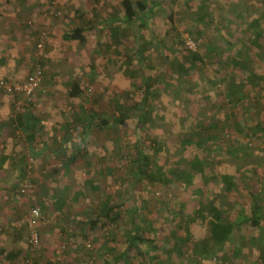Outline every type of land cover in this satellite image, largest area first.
I'll return each instance as SVG.
<instances>
[{"label": "rangeland", "instance_id": "obj_1", "mask_svg": "<svg viewBox=\"0 0 264 264\" xmlns=\"http://www.w3.org/2000/svg\"><path fill=\"white\" fill-rule=\"evenodd\" d=\"M9 1L11 3L19 2L21 5L20 8L12 9L19 18V23L14 21L15 31L13 33L3 32L4 28L0 25L2 27V34H0V82L23 83L39 65L43 70V78L31 100H26L22 95L0 92V249L4 247L22 250V253L12 261H8L5 256L0 255V264H44V261L48 259L56 260L59 264L64 262L67 264H108V253L112 256V263L121 264V261H116L115 258H118L126 248L123 231L129 227L127 219L129 210L133 207L131 197L134 195L138 199H142L144 195L149 194L153 200H150L149 206H152L154 202L159 203L156 207L157 211L153 209L152 214L143 216L142 221L145 218L149 222H143L142 225L146 228L151 226L153 230L157 231V235H155L150 232V229H147V233H145L147 238H155L156 243L158 242L162 246L171 245V242H166L167 236L177 228L170 222L168 208L159 201L160 198L163 199V194L168 189H161L158 186L148 188L144 181L131 184L126 179L129 175L128 170L121 173L108 172L107 168H114V165L110 162L103 164V161H100L101 146L106 140V132L104 135L101 134L100 140L93 142L89 155L85 159H80L76 164L64 165L62 160L65 159V156L61 153L47 160L29 159L27 177H21L17 171L18 162L21 156L29 150L23 139L25 132L6 125L12 114L14 115V112L21 110L24 106L31 107L34 113L44 118L45 122L58 124L57 134L58 131H64L63 126L66 122L72 123L82 115L81 102L84 100H86L88 108H94L97 103L96 108L99 106L110 113L115 112L116 94H122L126 90L131 91L139 83V77L133 80L126 75L125 65L121 69V62L126 61L124 52L127 49L134 52L137 34L133 26L126 30V37L119 43L113 42L108 30L103 27L105 18L116 13L120 14V0H101L99 4L94 0H6V2ZM164 1L163 8L156 7L154 16L149 18L148 27L141 30L146 41L156 42L154 37L156 36L167 46L174 43L178 35L172 28L169 19V14L173 13L174 25L181 34L180 37L184 43V46L181 47L182 51L185 50L184 48H188L203 52L207 48L206 41L210 39L220 52L224 49L227 50V45L231 41L237 47L243 46V51L247 52L251 58L250 66L252 65L256 70L263 72L264 77V49H260L261 53H257V47L250 44V41L254 40L255 29L250 28L248 21L235 14L253 11L256 16L257 13L263 15L264 5L260 0H206L209 13L216 20L211 26L195 22L193 12L203 0L191 2L192 10L190 11L184 6V0ZM236 4L239 8L233 10L232 8ZM76 11L80 13L85 23L91 20L95 13L98 14L97 21L94 23L95 29L89 30L90 32L86 34L88 42L85 46L77 42L64 41L62 38L63 33L71 31L78 24L79 19ZM23 22L28 27H25ZM196 27L200 29V37L197 40L190 34L191 30ZM189 29L190 31H188ZM109 42L113 50L108 49ZM260 42H264V40ZM237 47L227 50L228 55L234 54ZM179 50L180 46L177 45V51ZM175 59V56L165 47V50L153 51L147 67L146 73L155 79L160 78L162 82L159 86L161 96L156 101L157 110L154 111L155 122L152 124L154 126L145 128L144 144L147 147V153L153 152L151 149L152 139H158V141L161 139L162 143L167 142V146L164 143V151L157 155L159 162L164 163L170 159V161L180 162L181 156L176 153L180 149L179 134L190 128L192 119L205 124L210 122L211 126L207 125L211 128L208 132L216 134V131L213 130L214 126L211 124L212 120H216L223 135L216 144L224 152L222 159L215 157L216 166L209 167V174L216 172L215 168L221 167L228 173L238 175V178L245 180L241 186L238 180V186L241 188L245 186V188H258L260 186L263 189L262 194H264V150L257 145L264 142V80L261 84L256 83L254 86L246 85L243 90V100L235 103L234 99L228 95L227 82L223 81V77H229V73L232 71L229 67L219 73L210 64L201 70H192L187 77H178L179 75L176 73L171 75L173 67L178 65ZM93 62L97 65V75L92 81L88 66ZM78 78L82 80L85 90L82 101L78 98H70L67 94L68 82ZM210 78L216 79V81L208 83ZM235 80L243 84L247 82V78L243 74H237ZM164 81L170 83L167 92L162 90ZM193 85L197 88L191 89ZM217 92H220L223 97L221 99L224 103L223 107L214 100ZM122 100L123 103L126 102V106L130 105V100L124 97ZM213 110H218L215 112V116L205 121L204 115L211 114ZM162 116L164 120L161 119ZM258 124L262 125L261 130H257ZM95 130H97L96 127H94ZM117 130L113 128L107 132L114 136ZM81 131L82 128L78 124L72 130L77 148H80ZM118 133V136H121L122 144L126 145L127 149L125 150L131 153L137 138L134 134V127L120 128ZM43 138L49 141L53 150L61 147L59 140L52 144L47 136ZM38 142L41 145L43 139H39ZM253 142L256 144L253 145ZM229 148L233 155L228 153ZM213 155L216 156L217 153L215 152ZM100 171L101 173H99ZM88 179L97 183L101 190L97 192L91 187L85 186L84 182ZM130 186L134 187L129 188ZM218 186L219 189L222 187L219 182ZM61 189L65 191L67 205L62 211H57L54 209L53 203L58 196L57 191ZM79 189L83 190L84 196L78 202H72L70 200L72 194ZM175 190L187 194L185 190L179 188H175ZM167 193L169 194V190ZM174 194L173 192L172 200L175 198ZM189 196L188 193L185 198H189ZM232 196L233 194L229 195L227 199H222V203L219 205L221 208L224 207L222 205H226V211L235 221L239 209L233 203ZM107 198H110L111 206L124 204L119 211L121 219L118 226L115 225V228L112 226L115 242L108 253L102 248V239L109 237L112 231L107 223L106 229L101 230L100 234H88V238L93 242L90 251L94 253L92 256H88V251L81 249V245L84 246L85 242L79 236L82 231L79 232L78 229L89 227V220L96 217V214L101 210L103 201H106ZM127 198L129 201L125 202ZM247 201L250 202V199ZM237 203L245 204L246 202L238 200ZM42 204L49 208L44 214L45 219L38 224V230L43 237L40 243L42 252L33 254L29 250L26 252L29 242L25 234L19 238L14 235L12 230L6 232L2 230L5 224L7 226L12 222L17 230L25 231L24 217L32 207H41ZM184 216L183 213L182 217ZM1 221L4 223L2 224ZM179 223L180 221L176 225L179 226ZM63 228L69 235L73 234L67 245L60 240ZM187 228L194 240L203 236L199 222L189 223ZM243 228L245 229H242L245 231L243 233L249 235V246L252 248L245 249L235 259H232L231 256L228 257L229 259H222L221 256H218L212 261L208 259L202 261L200 258L195 259L189 249L183 258L175 252L170 260L158 259L152 264H180V262H183L181 264H264V259L259 260L262 257H257V250L262 252L258 242L264 239L258 240V238L264 234L261 232L257 237H254V232L250 233V230L245 226ZM102 232L106 234L104 235ZM179 234L184 235L182 231ZM143 251L146 252V249ZM134 253L130 256L134 257ZM156 253L166 256L164 252ZM132 262V264H147L146 261L137 258H133Z\"/></svg>", "mask_w": 264, "mask_h": 264}, {"label": "trees", "instance_id": "obj_2", "mask_svg": "<svg viewBox=\"0 0 264 264\" xmlns=\"http://www.w3.org/2000/svg\"><path fill=\"white\" fill-rule=\"evenodd\" d=\"M94 1L99 4L101 0ZM193 1L194 0H184L183 3L187 10H192L190 3ZM260 1L261 4L264 5V0ZM164 2V0H120V14H113V16H108L103 20V27L108 30L113 42H121L126 37V30H128L130 26H133V29L137 34L136 44L133 48L134 52H131L129 49L124 52L126 61L121 62V69L125 65L126 68L124 71L126 75L133 80L139 77V83L131 91L126 90L122 94H116L117 101L115 102L116 109L114 113L99 108V106L96 108L97 103L94 108H88L87 103H85L86 100L82 101V99H84L85 90L82 85V80L78 78L68 82L67 94L70 98H78L82 101V115L72 123L69 121L66 122L63 126L64 131H58L57 134L58 124L45 122L44 118L34 113L31 107L25 106L21 110L14 112V115L12 114L11 118H9V123L6 124L7 126H13L16 130L20 129L25 132L23 139L29 150L21 156V159L18 162L19 165L17 166V171L21 177H27L29 159L35 161L38 159L47 160L54 155L61 153L65 156V159L62 160L64 165L68 166L76 164L80 159H85L86 156L89 155L93 142L100 140L101 134L104 135V132H106V140L101 146L102 154L100 156V161H103V164L104 162H110L114 165V168H107L108 172L112 171L114 173H121L124 170H128L129 175L126 179L131 184H138L139 182L144 181L148 188L158 186L161 189L167 188L169 190V194L167 193L168 190L165 191L163 199L160 198L159 201L163 203L164 207L168 208L169 211H167L170 213V222L175 225V228H177V230H172L167 236L166 242H171V245L162 246L158 242L156 243L157 240L155 238L146 237L145 233H147V229H150V232L155 235H157V231L155 229L153 230L151 226L150 228L149 226L146 228L142 225L143 222H149L146 221L147 219L145 218L142 221L143 216H149L152 214L151 211L153 209L154 211H157L156 207L159 203L154 202L152 206H149L148 203L152 200L149 194L144 195L142 199H138V197L134 195L131 197L133 207L129 210L130 212L127 219L129 227L123 231L126 248L118 258H115L116 261H121V264H132L133 258L141 259L142 261L144 260L147 264H152L153 262H157L158 259L163 261L166 259L170 260L172 254L175 252L183 258L188 253L189 249H191L192 256H194L195 259L200 258L202 261L207 259L212 261L213 258H217L218 256H221L222 259H227L228 255L230 257V252L232 256H234L233 252L235 254L237 252L236 257L242 254L243 250L250 247L247 246L249 235L239 233V236L242 237V242L240 239L238 242L234 236H231L233 230L237 226V222L230 221L228 218L229 214L226 211V205H222L224 206L223 208L219 205V203H222V199H227L229 195L232 194L233 203H235L239 209L237 213L240 216L239 220H241V224L250 230V233L254 232V237H257L261 232L264 234L263 189L260 188V186L258 188H245L246 186L241 188L240 186L245 180L238 178V175L228 173L221 167H219L220 169L215 168L216 172L209 174V167L212 165L216 166L214 163L215 157L216 159L218 157V159H222L224 152V150L219 148L216 144V142H219L221 139V136H223L219 129V123L216 120L211 121L212 126H214L213 130L216 131V134L208 132L211 129L208 127L211 126L210 122L205 124L200 123L195 119L191 120L190 128L184 130L183 133H180L178 136L180 149H178L176 153L178 156H181L180 162L170 161L171 159L164 163L159 162L157 155L164 151L165 144L167 146V142L164 141L162 143L161 139L159 141L158 139H152L151 149L153 152L151 154L147 153V147L144 144V139H146L145 128L154 126L152 125L153 122H155L154 111L157 110L156 101L161 96V89L159 86L162 84L160 78L157 77L155 79L146 73L153 51L155 52L161 49L165 50L166 47V49L175 56L178 65L177 67H173V74L171 73V75H175L176 73L179 75L178 77H187L191 74L192 70H201L210 64L214 69L218 70L219 73L229 67L232 71L229 73V77H223V81L227 82V89L229 91L228 95L234 99L235 103L243 100V90L246 85L254 86L256 83L261 84L264 80L263 72L256 70L252 65L250 66L251 58L248 56L247 52L243 51V46L237 47L234 42L232 43L229 41V44L227 45L228 51L236 47L238 48L232 55H228L226 49L219 52L217 46L213 41L211 42L210 39L206 41L207 48L203 52L188 48H184L185 50L182 51L181 47L184 46V43L180 37L181 34L174 25L175 20L173 13L169 14V19L172 28L176 30L178 35L174 43L167 46L165 42L163 43V41L156 38V36H154L156 42L153 40L146 41L141 34V30L148 27L149 18L154 16L153 14H155L158 6L163 8ZM237 8L239 7L236 4L232 9L235 10ZM193 14L195 22L198 24L204 23L211 26L216 22L209 13L206 0L201 2L200 6L195 9ZM235 14L237 17L248 21L250 28L255 29L254 40H251L250 44L257 47V53H261L260 49H264V42H260L264 40V14L260 15L257 13L256 16L253 11H247L245 14H241V12ZM76 15L79 19L78 24L71 31L63 33L62 38L64 41L77 42L80 45L85 46L88 42L86 34L95 29L94 23L97 21L98 14L95 13L93 18L86 23L83 21L79 12L76 11ZM23 25L28 27L24 22ZM188 31H190V29ZM190 34L192 38H196L195 40H197V38L200 37V29L196 27L194 30H191ZM177 45L180 46L179 51H177ZM107 46L108 49L113 50L110 42ZM41 64L43 65L42 62ZM88 67L90 70V78L93 81L94 77L97 75V65L93 62ZM135 67L137 68L135 69ZM237 74L245 75L247 82L244 84L242 82H237L235 80ZM215 81L216 79L210 78L208 83ZM163 84L164 87L162 90L163 92H167L170 88V83L164 81ZM193 88L196 89L197 87L193 85L191 89ZM188 91L190 93V87L188 88ZM122 97L131 101L129 106H126L125 101L123 103ZM221 99H223L221 93L217 92L216 96H214V100L223 107L224 103ZM217 111L218 110H213L211 114L204 115L205 121L208 118L211 119L214 117L216 114L215 112ZM161 119L164 120L163 116ZM77 124L82 128V131L80 132L81 139L79 141L80 148H77L76 139L72 134V130ZM261 126V124H258L256 126L257 130H261ZM94 127H96L97 130L94 131ZM126 127H134V134L137 137L133 144L134 149L131 153H128L125 150L127 149L126 145L122 144L121 136H118L120 128L122 129ZM113 128L118 130L114 136H111L107 131ZM45 136L50 139L52 144L59 140L61 147L57 150H53L52 146L49 145V141L43 138ZM39 139H43L41 145H39ZM70 150L72 151L67 155ZM215 152L217 153L216 156L213 155ZM228 153H233L231 148H229ZM4 162H6V160ZM99 173H101V171ZM238 180L240 181V186H238ZM218 182L222 185L220 189ZM84 185L91 187L92 190L97 192L101 190L100 186L91 179L86 180ZM131 187L132 186L129 188ZM175 188L187 191V194H190L189 198H185L187 194H182L180 191H176ZM57 192L58 196L53 203L54 209L62 211L67 205V198L63 189L58 190ZM173 192L175 193V198L172 200L171 196H173ZM83 196V190L79 189L72 194L70 200L72 202H78ZM247 199H250V202H248ZM238 200H243L246 203H237ZM127 201H129L128 198L125 202ZM189 202L192 203L188 204ZM123 205L124 204L111 206L110 198L103 201L100 212L96 214L95 218L89 220V227H84L82 230L81 228H77L79 232L82 231L79 233V236L84 240L83 242L92 245L93 242L88 238V234H100L101 230L106 229L107 223L111 228L112 226L115 228V225L117 227L118 222L121 219L119 211ZM34 208L40 210L42 216L39 221L40 223L45 219L44 214H46V211L49 209L45 204H42L41 207L34 206L28 211L27 216L24 217L25 231L17 230L12 222L7 224V226H5V224L3 226L5 230H1L4 232L12 230L16 237L25 234L28 242H30L31 229L29 227V220L31 217V210ZM183 213L185 214L184 217H182ZM179 221V226H177L176 223ZM197 222H199L202 227L203 236L198 240H194L187 225H189V223L196 224ZM113 228L111 235L106 239H102V248H104L107 253L115 242L113 238L115 235ZM61 230L63 232L60 240L64 242L63 244L67 245V242L70 241L69 239L73 234L69 235L64 228ZM181 231L184 235L179 234ZM257 231L260 232L258 233ZM37 232L41 243L43 237L38 230V226ZM103 234L105 235L106 233ZM107 235H109L108 232ZM260 238L263 239L264 235L260 236L259 240ZM263 243L264 239L260 240V247L264 246ZM253 245L255 247V244ZM28 246L26 252H28V250L33 254H37L38 252L40 254L42 252L40 244L35 251L30 249V245ZM81 249L88 251V256L94 254L93 251H90L92 248L85 249V246L81 245ZM143 249H146V252L143 251ZM261 251L260 256L262 258L260 259L262 260L264 259V249L261 248ZM156 252H164L166 256L158 255ZM21 253V249L15 250L14 248L4 247L0 249V255L5 256L8 261L16 259ZM132 253H134V257L130 256ZM108 255V264H114L112 263V256L109 253ZM130 257L133 258L131 259ZM201 260L197 261L200 262ZM181 263L183 262H180V264ZM44 264L59 263L56 262V260L48 259L44 261ZM63 264L67 263L64 262Z\"/></svg>", "mask_w": 264, "mask_h": 264}, {"label": "built area", "instance_id": "obj_3", "mask_svg": "<svg viewBox=\"0 0 264 264\" xmlns=\"http://www.w3.org/2000/svg\"><path fill=\"white\" fill-rule=\"evenodd\" d=\"M43 78V70L41 66H37L33 73L23 83H11V82H0V92L6 94L22 95L26 100H31L33 94L38 89ZM256 144L255 142L252 143ZM251 144V145H252ZM258 147L264 150V142L258 143ZM42 218L40 210L34 208L31 210V217L29 220V227L31 229V239L29 242L30 249L35 251L40 244L39 234L37 232V226ZM85 249H91L92 245L84 243Z\"/></svg>", "mask_w": 264, "mask_h": 264}, {"label": "crops", "instance_id": "obj_4", "mask_svg": "<svg viewBox=\"0 0 264 264\" xmlns=\"http://www.w3.org/2000/svg\"><path fill=\"white\" fill-rule=\"evenodd\" d=\"M20 5L21 4L19 2L18 3L17 2L11 3L10 1L6 2V0L5 1H0V20H1L0 25H2L3 28H4L3 32L9 31V32L13 33L15 31V23H14V21H17V23H19V18H18V15H16L15 12L12 11V9L20 8ZM27 7H29V5H27ZM1 28L2 27L0 26V34H2L1 33ZM239 217H240L239 214H238V216L235 217L236 218L235 221L237 222V226L233 230V234L231 235V236H234L236 238V240H238V242H239V239H240V241L242 239V237L239 236V233L242 234L243 232H245V231L242 230L244 228H243V225L241 224V220H239ZM228 218L230 219V221L234 222V220L232 219L233 217L231 215H229ZM243 235H245V234L243 233ZM258 240H259V238H258ZM249 242H250V239L248 240V245L247 246H249V244H250ZM260 248L264 249V246L260 247ZM243 252H244V250H243ZM260 253H261L260 250L259 251L257 250V257L260 256ZM233 254H234V256H232V254L230 252L231 258L235 259L237 252H236V254L233 252ZM228 257H229V255H228ZM227 259H229V258H227Z\"/></svg>", "mask_w": 264, "mask_h": 264}]
</instances>
